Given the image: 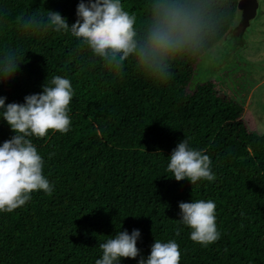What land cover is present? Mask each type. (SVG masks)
<instances>
[{"label":"trees","instance_id":"1","mask_svg":"<svg viewBox=\"0 0 264 264\" xmlns=\"http://www.w3.org/2000/svg\"><path fill=\"white\" fill-rule=\"evenodd\" d=\"M78 3L0 0V49L24 53L15 76L0 83L5 103H23L56 75L74 90L70 131L31 138L54 191L33 192L26 205L0 212V264H95L99 244L125 229L140 230L145 258L159 239L179 244L180 264H264V132L247 129L243 106L218 94L212 81L186 92L194 62H178L165 83L146 78L132 61L118 75L78 50L70 32H24L16 24L21 13L53 10L71 25ZM121 3L138 20L146 15L148 0ZM229 4L231 22L236 0ZM13 135L0 116V144ZM184 138L211 158L214 181L170 177L169 156ZM200 199L216 204L220 238L208 246L193 242L180 222L179 203Z\"/></svg>","mask_w":264,"mask_h":264},{"label":"clouds","instance_id":"2","mask_svg":"<svg viewBox=\"0 0 264 264\" xmlns=\"http://www.w3.org/2000/svg\"><path fill=\"white\" fill-rule=\"evenodd\" d=\"M77 19L69 25L59 11L21 13L16 24L24 32H70L79 42L77 49L88 50L94 62H102L120 74L126 61L153 80L165 83L173 77V67L181 61L205 63L218 45L230 22L229 0H148L143 19L126 11L121 0H79ZM24 55L19 46L0 49V83L12 79ZM43 91L24 97L23 103H5L0 96V116L15 133L0 144V212L10 213L28 203L32 193L51 195L53 185L44 175L45 160L32 137L44 138L49 131H70L69 115L74 90L69 78L56 75ZM167 171L176 181L185 178L191 185L214 181L212 160L202 150L190 147L184 138L172 150ZM180 222L191 229L190 239L208 246L220 238L216 204L212 200L180 202ZM179 235V230H177ZM139 229H125L100 243L102 256L95 264H120L121 258L138 264H180V246L175 240L155 239L145 258L137 247Z\"/></svg>","mask_w":264,"mask_h":264},{"label":"rangeland","instance_id":"3","mask_svg":"<svg viewBox=\"0 0 264 264\" xmlns=\"http://www.w3.org/2000/svg\"><path fill=\"white\" fill-rule=\"evenodd\" d=\"M232 23V20L230 24ZM229 41L219 43L205 63H193L185 90L212 81L215 91L243 106L241 118L247 129L264 132V0L244 32L242 45L232 50Z\"/></svg>","mask_w":264,"mask_h":264},{"label":"water","instance_id":"4","mask_svg":"<svg viewBox=\"0 0 264 264\" xmlns=\"http://www.w3.org/2000/svg\"><path fill=\"white\" fill-rule=\"evenodd\" d=\"M258 3L259 0H236L232 23L219 38L218 44L225 40L229 41L234 44L232 50L242 45L244 32L256 14Z\"/></svg>","mask_w":264,"mask_h":264}]
</instances>
